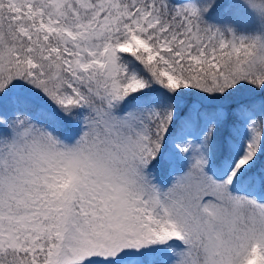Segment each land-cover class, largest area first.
<instances>
[{"label": "snow or ice", "instance_id": "1", "mask_svg": "<svg viewBox=\"0 0 264 264\" xmlns=\"http://www.w3.org/2000/svg\"><path fill=\"white\" fill-rule=\"evenodd\" d=\"M0 264H264V0H0Z\"/></svg>", "mask_w": 264, "mask_h": 264}]
</instances>
